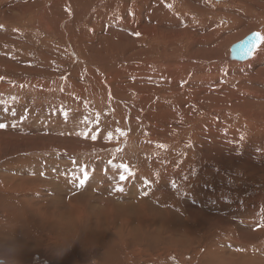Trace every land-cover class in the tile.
I'll return each mask as SVG.
<instances>
[{"label": "rangeland", "instance_id": "rangeland-1", "mask_svg": "<svg viewBox=\"0 0 264 264\" xmlns=\"http://www.w3.org/2000/svg\"><path fill=\"white\" fill-rule=\"evenodd\" d=\"M246 1L220 0L214 4L209 0L207 4L199 0L208 7L212 4L215 12L223 10L225 14L213 15L207 26L216 30V36L230 30L234 40L249 30L246 23L232 19L238 10L244 12ZM29 2L0 0L1 21L6 25L4 34L0 33V123L6 125L0 129V197L15 196L18 212L11 226L0 215L6 242L15 232L31 231L25 220L32 225L35 221L44 223V216L65 202L77 205L89 222L94 220L90 230H98L102 210L113 213L116 209L113 214L126 224L129 222L122 217L127 214L138 215L140 223L148 224L154 213L168 206L180 227L193 232V242L186 247L172 245L175 237L185 239V234L171 236L163 230L156 242L147 241L137 249L139 257L131 264H264V147L258 148L264 139L256 141L253 136L264 135V120L259 116L264 110L248 109L244 104L233 110V101H225L228 93L230 98L242 97L237 89L246 84L254 70L246 63H229L230 48L223 51V45L215 47L216 42L206 44L208 38L194 31L204 25L200 16L194 19L190 13L180 14L177 25L171 24L175 28L183 23L180 30L184 26L190 31L180 45L181 55L189 47L200 52L188 59L172 55L170 50L161 51L169 55L168 60L177 57L181 67L168 75L166 64H162L163 72L157 68L151 72L133 69L143 62L134 65L138 57L132 53L125 56L127 60L117 59H122L121 49L148 41V34L150 39L153 36L152 43L161 42L153 32H141L133 42L109 36L113 31L138 26L137 9L128 7L124 17L108 15L97 30L85 28L84 40L79 42L74 35L77 30L65 27V22L61 29L28 30L24 22L30 18L24 14ZM32 2L34 7L35 0ZM12 13L24 18L20 19L22 25L12 24L18 19L10 17ZM186 17L194 22L188 23ZM116 18L127 19L128 24L105 33ZM263 23L253 32L264 36ZM170 88H178L180 99L185 100L180 109L193 113L188 121L181 118L182 114L179 117L171 112L177 95L167 93ZM253 124H258V132ZM121 164L134 175L128 176ZM79 169H86L89 175L83 187L74 179L82 178ZM59 173L65 179L56 186L50 180H58ZM121 174L127 176L124 181ZM203 186L207 187L204 193ZM117 187L123 191L118 192ZM222 190L225 194L219 195ZM63 196H67L65 200L56 199ZM40 208H47V212L41 213ZM0 249V264H15L13 259L6 260L9 247L1 244ZM35 261L33 257L28 264H39Z\"/></svg>", "mask_w": 264, "mask_h": 264}, {"label": "bare ground", "instance_id": "bare-ground-1", "mask_svg": "<svg viewBox=\"0 0 264 264\" xmlns=\"http://www.w3.org/2000/svg\"><path fill=\"white\" fill-rule=\"evenodd\" d=\"M22 1H26V0H22ZM30 1L31 2H29L28 5H26L28 7V13L24 12L25 13L24 17H27L26 15L28 14L30 18L28 21L24 22L28 30H34V31L36 30V33H37V31L41 30V28H46L48 30L50 29V27L57 28L59 26L60 28L59 27L58 28L61 29V25H63V22H65L66 23L65 27H69L72 30H77V33L75 31V34L71 33V35L77 34L76 39H79V42H82L84 40L85 28H88L89 30H92V31L97 30V27L101 25V20L109 19L108 15L117 14L119 16L122 15V17H124L125 11H127L128 7H130V9H137L136 14H137V21H138L137 25L138 26L128 27L126 28L125 32L121 31L125 29H120L119 31L118 30L113 31L109 36L111 38L116 39V41L119 40L120 42H125L124 38H127L133 42V39H135L136 41L139 38V35L141 32H145V34L149 32H153L158 38L161 39L160 40L161 42L152 43L153 36L151 37L152 39L151 41V39L149 38L151 35L148 34V41L146 39L140 45H135L132 43L128 45L129 47H127V49H121L123 50L121 52V54L123 55L122 59L120 58H117V59L122 60V61L127 60L125 59L126 58L125 56L129 54L131 55L132 53L133 57L134 55L138 57V59L136 58L134 60L136 61L135 64L133 63L134 61L132 62V64L136 65V63L138 62L139 63L143 62L141 66H138V67L136 66V68H133V69H140V70L143 69L146 72H151L153 71L154 68H157L161 72H163L162 69L164 68L162 64H166L167 71H169L168 75L174 74V70H176L177 68L180 69L181 67H180L179 62L176 60L177 57L175 59L168 60L166 58H168L169 55L166 56V54L163 52H165L166 50H170L172 52V55L180 54L181 52L180 45L181 43H183V40H185V38H187L190 33V31L188 30L189 28L186 29L184 28V26L180 30V26L183 23L180 26H176L175 28L172 27V25L176 24L179 21L178 15L182 14V15L188 16V14L190 13L194 16V19L195 17L200 16V18L204 22V25L200 28L195 27L194 31L197 32V34H199L200 36H206V38H208L205 41L206 44L211 45L212 42L213 43L216 42L215 47H217L218 44L223 45L221 49L223 51L225 50L228 51V49L232 47L231 43L235 41L240 42L241 40L245 38V36L247 37L248 34L250 33L253 34L254 29H257L258 25L260 26L259 23L264 22V0H257L258 2H256L255 0H247L246 1L247 4H245L244 6L245 8L246 7L247 8L244 10V12L241 11L242 9L238 10L239 13L236 12L237 15L232 17L233 21H238L241 23L243 22L242 24L246 23L245 26L247 27V29H249L247 33H244V34L239 33L236 36V38L238 37L236 40L231 39V36H230L231 32L227 28L226 30L228 31H226L225 33L223 31V34L216 36L214 34L216 30L211 31V28L208 27L210 25V21L213 19L212 17L223 16V14L221 13V11L223 12L222 9L221 11L218 10L217 12H215L211 7L212 4L209 7L207 6V4L209 3V0H206V3L208 2L207 4L200 3L199 0H35V5H34L35 8L31 7L34 3L32 2V0ZM218 1L220 0H216V1L214 0V4L215 2H218ZM222 5L223 4H221V6ZM45 6H47L46 9H45ZM18 7L19 6H16V9ZM205 7H208V8L211 7V8L206 11L200 10ZM31 8H34V9H31ZM65 8L71 11V13L66 12L64 10ZM145 8L147 10L143 11ZM194 11H197V12H194ZM226 13H227L226 15H229L227 11ZM70 14L72 15L71 18L69 17ZM38 16L41 19H38L39 18ZM10 17L19 19V20L18 19L13 20L12 24H15L18 26L22 25V24H19L21 18L16 17L15 15H13V13L10 15ZM257 17L259 18V21L254 20V18H257ZM2 18L3 16H0V33L1 32L3 33L5 31V26H6L5 24L2 23L1 21ZM194 19L187 18L186 21L188 23L189 22L193 23ZM23 20L24 18L21 19V21ZM218 20H220L219 17H218ZM3 21H4V18H3ZM126 23L128 24L127 19L120 20L116 18L114 22L108 25V28L105 31V33L109 32L108 30H110V28L117 26V25H122L126 27L125 25ZM185 26H188V24ZM168 29L170 30L169 32L166 31ZM251 29L253 30L250 31ZM52 30L53 29L51 28V31ZM81 32H83L82 36H81ZM262 32L264 35V29L262 30ZM129 33H130V36H128ZM136 33H139V35H136ZM256 33L258 32H255V34ZM52 35L55 36L54 34ZM240 35L241 36L244 35V36L241 37ZM260 35L262 36V34ZM57 37H60V36H57ZM72 37L74 38V36ZM43 41H46V40H43ZM197 52H200V50L195 51L193 50V47H189V49H187L185 52H182L183 54L182 55L180 54V55L182 57L189 56L188 57L189 59L192 56L196 55ZM229 53H230V49H229ZM229 55H228L229 59H227L228 61H230L229 63H232V64L239 63V61L232 59L231 54ZM216 58H219V57H211L210 59L212 60ZM207 60H209V58ZM219 60L221 61V59ZM240 63L248 64V66L251 67L252 70H254L252 71L254 73L252 75L249 73L251 76L248 79L246 78L247 79L246 84L243 85L242 83L243 86L237 89V90L240 89V92L242 91V97H240V99H234L232 98L233 96L230 98V93H228L229 98L228 99L226 98L227 100L225 101H233L232 103L230 102V106L232 107L233 110L239 109L240 105L244 104L245 108L249 109V108L255 107L263 111L264 110V42H260L258 46L255 48V50L252 52L251 56L245 61H241ZM126 65H127V62H126ZM144 66H147V67L144 68ZM149 85L156 87L158 85L162 86V83H158V85H152V84H149ZM173 86H175V84H173ZM147 88H149V86H147ZM168 90L169 91L167 93H173L174 95H177L176 100H175V103L177 102V104L176 106L174 105L173 107L174 111L173 110L172 111L170 110V111L173 114L174 112L175 114L178 113L177 116L179 117H180V114H182L181 118L186 119L188 121V119L192 117L193 113L185 109L183 110L180 109L181 107H183L184 105L183 103L185 102V100H182V98L180 99L178 95V88L176 89L170 88ZM238 100H241L240 101L241 103H239ZM217 102H218L217 100L214 101L215 104ZM190 103L192 104V102ZM169 109L170 107L168 108V110ZM216 110H217V107H216ZM167 113L169 112H166V114ZM168 115H170V113ZM259 116L264 120V111L261 112ZM221 118L223 119L222 116ZM252 126L255 132L259 131L258 124H253ZM253 136L256 141L260 139H264V135L262 133L259 135L253 134ZM209 140H208V143H210ZM263 144H259L258 148L264 147ZM62 176H63V173H59L58 180H56V177H52L50 180L51 183L54 181L56 186H61L62 181L65 179V177L64 176L62 177ZM3 184L4 182H2L1 185ZM202 189H203L202 192L204 193L207 187L203 186ZM215 190H217V188L213 189V191ZM34 194L35 193H31L29 195H34ZM220 194H225L224 190H222L219 193V195ZM39 197L41 196L39 195L38 198ZM66 197L67 196H63L62 198H56V199L65 200ZM213 197L215 196H210V199ZM32 199L35 200V197ZM15 202H16L15 196L9 197L8 199H5V200H4V197H0V215L1 217L3 216L2 217L3 219L4 217L8 219L10 226L14 224V219L18 216V212H16L17 209L14 208ZM36 204L37 202H35V205ZM136 206L138 205L136 204ZM52 207L54 208L56 206H52ZM58 207L60 208L59 209L54 208L51 211L49 210L50 213L44 216L43 221L46 224V226H41V224H44V223L41 222L40 224V223H37V221H35V224L32 225L29 220H28L29 222L25 220L27 226L30 228L31 231L28 232L27 230H24L20 232H15L14 236H10L7 242H6L7 238L4 233V228H0V236L2 237V242H0V245L6 244L9 247V249L7 250L8 253H7L6 260L13 259V263L15 264H28L32 262V258L35 257V260L38 261L39 264H131L134 260L138 259L139 257L138 255L139 253L137 249L141 248L147 241L153 240L156 242L162 236L163 230L165 234H171V236L181 237L183 234H185L183 236V237H186L185 239L179 240L177 237H175V242L171 241L172 245L173 244L174 245L183 244L186 247L187 244H191L193 242L191 240V238H193L191 233L193 232L191 230H187V227H184L183 229L180 227V225L176 222L177 218L172 215L175 213H172L173 211L169 212L168 206H164L163 208L161 207V210L163 211L157 212L156 214L154 213V216L151 217V222L148 224L140 223L138 221V218L140 216L137 215V216L132 217L131 215V217H128L129 214H127L128 216L125 215L124 217H122V218H125L129 223L126 224L124 223V221L121 222L118 216L114 215L116 214L115 213L116 209L113 207L112 209H115L113 211L114 214L109 211H105L104 213H102L103 210L102 211L100 210L101 212L100 211L99 212L102 216L100 217V219L97 218L98 219V224H97L98 230L97 229L93 230V228L90 230L91 228V226H89L90 222L94 220L89 222L88 219L83 218L82 216H87V215H80L81 212L79 211L80 209L79 207H77V205L73 206L71 203L67 205L65 202L64 205L62 204L61 206H58ZM106 207H107V204H106ZM40 209L36 210V214L40 211ZM42 212L46 213L47 208H42L41 213ZM110 213L112 216L110 215ZM163 217H167L168 220L167 221L158 220L159 218H163ZM25 222H23V224H25ZM16 238L20 240H17ZM1 254H3V251L0 249V255Z\"/></svg>", "mask_w": 264, "mask_h": 264}, {"label": "snow or ice", "instance_id": "snow-or-ice-1", "mask_svg": "<svg viewBox=\"0 0 264 264\" xmlns=\"http://www.w3.org/2000/svg\"><path fill=\"white\" fill-rule=\"evenodd\" d=\"M136 35H139V33H136ZM260 42H264V36H261L259 33H256L253 35V37L250 40H248L241 47L243 49H246L247 53L250 55L255 50V47L257 46V44ZM66 116H67V114L65 113V117ZM5 127H6L5 124L0 123V129H3ZM117 131L119 132V129ZM121 134L123 135L124 133H121ZM92 139L95 140L96 136L93 135ZM73 163H75V161H73ZM109 163H111V162H109ZM119 167L122 168L124 170V172L127 173L128 176L134 175V173H131L129 171V168L127 165L121 164V165H119ZM79 171L82 172V178L81 177H74V179L78 180L80 187H83L85 185V183L89 180V175H88V172L86 169H79ZM126 178H127V176L125 174H121V176H120L121 181H124ZM116 190L118 192L123 191V189L119 188V187H117Z\"/></svg>", "mask_w": 264, "mask_h": 264}, {"label": "water", "instance_id": "water-1", "mask_svg": "<svg viewBox=\"0 0 264 264\" xmlns=\"http://www.w3.org/2000/svg\"><path fill=\"white\" fill-rule=\"evenodd\" d=\"M254 34L255 33L250 34L247 37H245L243 40H241L240 42L232 45V47L230 48V54H231V57L233 60L241 62V61H245L246 59H248L251 56L252 53L249 55L247 53V50L243 49L241 46L243 44H245L248 40H250ZM258 44H257V46H258Z\"/></svg>", "mask_w": 264, "mask_h": 264}]
</instances>
